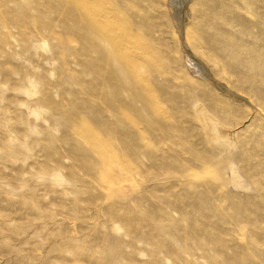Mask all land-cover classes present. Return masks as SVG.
I'll use <instances>...</instances> for the list:
<instances>
[{
  "label": "rangeland",
  "instance_id": "obj_1",
  "mask_svg": "<svg viewBox=\"0 0 264 264\" xmlns=\"http://www.w3.org/2000/svg\"><path fill=\"white\" fill-rule=\"evenodd\" d=\"M170 5L0 0V264H264V0Z\"/></svg>",
  "mask_w": 264,
  "mask_h": 264
},
{
  "label": "bare ground",
  "instance_id": "obj_2",
  "mask_svg": "<svg viewBox=\"0 0 264 264\" xmlns=\"http://www.w3.org/2000/svg\"><path fill=\"white\" fill-rule=\"evenodd\" d=\"M184 3V0H170V6L172 8V13L175 16H179L180 13V7L181 5ZM182 20V17H179V22ZM180 26V25H178ZM192 54V53H191ZM189 57V56H188ZM188 64H191L192 68L196 71V73L206 76L209 79H211V81L217 85L219 88H221L222 90L226 91L227 93H229L230 95H234L235 92L234 90L232 91V89H229V87L227 88L226 84H219L218 82L215 81V79L211 76V72H209L205 66V64H203V62H201L198 58H195L194 56L189 57L188 60ZM201 76V77H203ZM237 92V91H236ZM239 94V93H238ZM237 95V94H236ZM237 97V96H236ZM239 97V96H238ZM245 98V97H243ZM243 98H241L243 100ZM220 131H222V126H220Z\"/></svg>",
  "mask_w": 264,
  "mask_h": 264
}]
</instances>
